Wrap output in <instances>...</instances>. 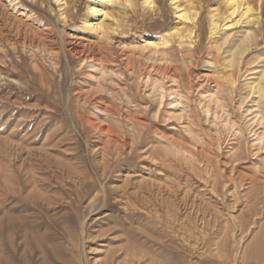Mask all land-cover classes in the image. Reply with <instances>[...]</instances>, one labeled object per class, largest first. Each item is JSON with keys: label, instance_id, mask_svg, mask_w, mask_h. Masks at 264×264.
<instances>
[{"label": "rangeland", "instance_id": "rangeland-1", "mask_svg": "<svg viewBox=\"0 0 264 264\" xmlns=\"http://www.w3.org/2000/svg\"><path fill=\"white\" fill-rule=\"evenodd\" d=\"M59 1L0 0V264H264V143L253 136L264 99L251 88L264 89V0H114L104 18L91 0ZM161 54L176 84L150 73L182 98L181 135L151 117L142 84ZM90 56L118 74L133 107L92 84ZM215 87L221 109L208 100ZM85 100L121 120L100 122ZM128 113L144 129L130 133Z\"/></svg>", "mask_w": 264, "mask_h": 264}, {"label": "bare ground", "instance_id": "bare-ground-1", "mask_svg": "<svg viewBox=\"0 0 264 264\" xmlns=\"http://www.w3.org/2000/svg\"><path fill=\"white\" fill-rule=\"evenodd\" d=\"M57 1H59V0H57ZM128 1V0H127ZM172 1V0H171ZM235 1V0H234ZM60 3H61V0L59 1ZM91 4L88 6V11L96 18L97 17V15H100V16H102L103 18L104 17H106V15L108 14V13H106L105 12V6L107 5V4H111V3H113L114 2V0H91ZM130 2V1H129ZM118 3V2H117ZM124 3L126 4L127 2H125V0H124ZM231 3V2H230ZM233 3V2H232ZM236 3V2H235ZM130 4V3H129ZM242 4V3H241ZM144 5H146V6H151L152 5V1H149V0H144ZM242 7H243V5H241ZM240 6V7H241ZM249 6V5H248ZM153 7V6H152ZM155 7V6H154ZM231 7V6H230ZM234 8V10L236 9V6L234 5L233 6ZM241 7V8H242ZM177 8V7H176ZM232 8V7H231ZM251 8V7H250ZM180 10V9H179ZM252 11V9H249L248 7H246L245 8V13H247V12H249V13H251V11ZM182 11V10H181ZM233 11V10H232ZM232 11H231V13H232ZM177 12V11H176ZM182 12H184V10L182 11ZM234 12H236V11H234ZM189 14H191V13H189ZM188 14V15H189ZM235 14V13H234ZM249 15V14H248ZM191 17V16H190ZM178 18V17H177ZM179 18H185L186 20H188L189 18H188V16H187V14L184 12V13H180L179 14ZM178 18V19H179ZM192 18H193V16H192ZM194 19H195V15H194ZM181 21H183V20H181ZM185 22H187V21H185ZM194 22V21H193ZM211 23V22H210ZM176 25V24H175ZM219 25V24H218ZM82 26L85 28V29H88V30H90V31H92V32H97V31H99L100 32V29H102V24L101 23H99V22H97V23H95V22H91V20L89 19V18H87V19H84L83 20V22H82ZM181 26V25H180ZM212 26H213V24H212ZM215 26V25H214ZM213 26V27H214ZM179 27V26H178ZM212 27V28H213ZM184 28V27H183ZM84 29V30H85ZM172 31V30H171ZM175 32H177L178 33V30H174ZM182 32H184L185 31V29H184V31L183 30H181ZM180 31V32H181ZM214 31V30H213ZM186 32V31H185ZM99 34V33H98ZM101 34V33H100ZM188 34H189V31H188ZM191 34V33H190ZM194 34V33H193ZM192 34V35H193ZM174 35H175V33H174ZM178 35H179V33H178ZM177 34L175 35L176 37H179ZM186 35V34H185ZM171 36V35H170ZM183 36V35H182ZM172 37V36H171ZM184 37H186V36H184ZM184 37H181V38H184ZM187 39H188V37H186ZM190 38V37H189ZM243 38V37H242ZM178 39H180V38H178ZM245 39V38H244ZM249 39V38H248ZM185 40V39H184ZM180 41H182V39H180ZM246 41V40H245ZM252 41V40H251ZM244 42V41H243ZM253 42V41H252ZM95 44V43H94ZM190 44V43H189ZM249 44H250V42H249ZM252 44V43H251ZM250 44V45H251ZM84 45V44H83ZM190 46V45H189ZM235 47V46H234ZM246 47V50H248L247 49V47L248 46H245ZM37 48V47H36ZM97 48V47H96ZM150 48V47H149ZM85 49V48H84ZM32 50V49H31ZM150 50V49H149ZM152 50V49H151ZM245 50V49H244ZM83 51V50H82ZM94 52V51H93ZM159 52H161V51H159ZM164 52V51H163ZM241 53H242V51H240ZM239 52V53H240ZM131 54V53H130ZM149 54H151V53H149ZM32 55V54H31ZM81 55V54H80ZM162 56H163V54H161ZM241 55V54H240ZM51 56V55H50ZM154 56V55H153ZM160 56L161 58L160 59H156V60H152V59H149L150 60V64L151 65H149L150 67H149V72L147 73V74H144V75H142V81L144 82V83H142V84H144L146 87H149L150 88V94H154L153 95V98H155V106H154V111H152V115L153 116H151V117H154V118H161L160 120H162V122H168V124L167 125H169V126H171V128H170V131L171 132H173V133H175L176 132V130H177V132H179V134H180V132H186V131H188L187 129H189V127L187 128V126H188V123L190 122V120L188 119L187 121L188 122H186L187 123V126L185 125L186 123H183V120H186V119H184L185 117H183L182 119V122H179V120L181 119V115H180V112H182V110H184V106L180 109H178V107H179V105L180 104H182V103H180V101L178 100V99H182L181 97H178V99H177V97H176V95L178 94V92H177V94L175 95V93H173V92H170L171 91V89L170 90H168V88H167V90H168V92H166L165 91V85H164V87L163 86H161V85H159L158 83H157V80H154L153 78H152V75H151V71H153V72H155V73H157L158 75H160V77H161V79H163V80H169L170 82H173V83H175L174 82V80H173V78H174V72H175V69L174 68H172L173 66H174V64L172 65V63L169 61V59L167 60V59H164L165 57L163 56ZM170 56V55H169ZM78 57V56H77ZM122 57V56H121ZM151 57V56H150ZM176 57V56H175ZM100 58V57H99ZM126 58V57H125ZM149 58V57H148ZM168 58V57H167ZM41 59H42V57H41ZM124 59V58H123ZM144 59V58H143ZM189 59V58H188ZM146 60V59H145ZM48 61V60H47ZM209 61V60H208ZM50 62V61H49ZM83 64H86L87 66H86V68H88L87 70H89V71H87L88 72V77L90 78V80H92V81H94L92 84H100L101 82H103L104 84H103V88H101L100 87V89H101V91H103V92H106V95L107 94H109V98H113V96H120V97H123V99H125L126 101H129V102H127V104L128 103H130V101H133L134 99H136L137 100V98H135L134 96V99H133V97L131 96L132 94H131V92L126 88V87H124V86H122V84H120V82H118V81H116L115 79H114V77H116V78H118L117 77V75L118 74H116V73H114L113 71H111V69L109 68V67H107V66H105V65H103L102 63H99V62H97L96 61V59H94L93 57H85L84 59H83ZM109 62V61H108ZM227 63V62H226ZM230 63V62H229ZM11 64V63H10ZM47 64V63H46ZM49 64V63H48ZM82 64V63H81ZM13 65V64H12ZM55 65V64H54ZM132 65V64H131ZM171 65H172V67H171ZM129 66V65H128ZM112 67H114V66H112ZM178 67V66H177ZM188 68V67H187ZM48 69H49V67H48ZM50 69H52V68H50ZM117 69V68H116ZM225 69V68H224ZM227 69V68H226ZM53 70V69H52ZM84 70V69H83ZM214 70V69H213ZM54 72V71H53ZM181 72V71H180ZM223 72V71H222ZM55 74V73H54ZM83 74V73H82ZM84 75V74H83ZM86 76V75H85ZM123 76V75H122ZM133 76V75H132ZM262 77V76H261ZM229 78V77H228ZM175 79V78H174ZM179 79V78H178ZM206 79V78H205ZM230 79V78H229ZM89 80V81H90ZM121 80V79H120ZM162 80V81H163ZM177 80V79H176ZM204 81V80H203ZM225 81V80H224ZM139 82V81H138ZM82 83V82H81ZM83 83H85V82H83ZM89 83V82H88ZM140 83V82H139ZM176 84V83H175ZM215 84V83H214ZM90 85V84H89ZM97 85H95V86H97ZM204 85V84H203ZM216 86H217V83L215 84ZM232 85V84H231ZM257 85V84H256ZM85 86H87V85H85ZM92 86H94V85H92ZM98 86H100V85H98ZM97 86V87H98ZM171 86V85H170ZM259 86V85H258ZM258 86H256L255 88H253V87H251L254 91H255V94L257 95V99L258 100H262V99H264V89H260ZM177 87V86H176ZM200 87H202V86H200ZM250 87V86H249ZM48 88V87H47ZM96 88V87H95ZM99 88V87H98ZM175 88V87H174ZM199 88V87H198ZM216 88V91L213 93V94H209L210 96H209V99L206 97L207 96V91L205 92L206 94V98L209 100V103H213V105H215L214 107L215 108H217V109H221V105L219 104V98H218V88L217 87H215ZM231 88V87H230ZM209 89V88H208ZM211 89V88H210ZM98 90V89H97ZM207 90V89H206ZM232 90V89H231ZM84 91V90H83ZM90 91V90H89ZM100 90H98V92H99ZM128 91L130 92V93H128ZM142 91V90H141ZM149 91V90H148ZM173 91V90H172ZM211 91H212V89H211ZM90 92H92V91H90ZM103 92H101V93H103ZM168 93V96L169 97H171L170 98V100L168 101L167 100V102L168 103H166V106H164V108L162 109V106L164 105V102H163V99L165 98V94L164 93ZM89 93V92H88ZM77 94V93H76ZM150 94H147V95H150ZM182 94V93H181ZM95 95V94H94ZM167 95V94H166ZM180 95V94H179ZM60 96V95H59ZM202 96V95H201ZM204 96V95H203ZM253 96V95H252ZM100 97V96H99ZM138 97V96H137ZM147 97V96H146ZM151 97H152V95H151ZM168 97V98H169ZM79 98V97H78ZM106 98H107V96H106ZM105 98V99H106ZM108 98V99H109ZM156 98H157V100H156ZM186 98V97H185ZM205 98V99H206ZM203 99V97L201 98V100ZM206 99V100H207ZM93 100V99H92ZM118 100V99H117ZM120 100V99H119ZM142 100V99H141ZM206 100H203V101H206ZM106 101V100H105ZM109 101H111V100H109ZM135 101V100H134ZM138 101V100H137ZM137 101H135V102H137ZM152 101V100H151ZM179 101V102H178ZM254 102H255V100H253ZM252 101V102H253ZM85 102L86 103H84L83 105H89V104H87L88 102H90V101H88L87 102V100H85ZM120 101H118V103H119ZM135 102H133V103H135ZM166 102V101H165ZM253 102V103H254ZM97 103H99L100 104V101H96V102H94V103H91L90 102V105H91V107H92V111L95 113H93L94 114V116L96 117V119L97 120H100V122H102V120H107V119H112V121L114 120V121H119V119L120 118H118V119H114V117H113V114H112V110H114V109H112V106H110V105H103L104 107H102L103 109H101L100 107H98V105H97ZM114 103V102H113ZM113 103H111L112 105H113ZM132 103V104H133ZM142 103V102H141ZM207 103V102H206ZM208 103V104H209ZM126 104V103H125ZM126 104V105H127ZM131 104V103H130ZM130 104H128V105H130ZM144 104V103H143ZM150 105H151V103H149ZM184 104V103H183ZM264 104V103H263ZM102 105V104H101ZM114 105H116V103L114 104ZM122 105V104H121ZM125 105V107H127ZM136 105H138V108H139V104H137L136 103ZM203 105V104H202ZM210 105V104H209ZM253 105H255V104H253ZM130 106H132V105H130ZM263 106V105H262ZM83 107V106H82ZM116 107V106H115ZM133 107V106H132ZM134 107H135V105H134ZM137 107V106H136ZM208 107H210V106H207L206 107V109H205V114H207L206 116L208 117V114H209V112H210V108L208 109ZM254 108L256 107V106H253ZM114 108V107H113ZM137 108V109H138ZM141 108V107H140ZM143 108V107H142ZM146 108V107H145ZM202 108H205V106H203ZM211 108H213V106L211 107ZM214 108V109H215ZM131 109V108H130ZM214 109H213V111H214ZM216 109V110H217ZM224 109V108H223ZM129 110V109H128ZM127 110V111H128ZM133 110V108L131 109V111ZM212 111V110H211ZM221 111V110H220ZM133 112V111H132ZM137 112H139V111H137ZM179 112V113H178ZM184 112V111H183ZM258 113V110L256 109V111H255V113ZM136 113V112H135ZM185 113V112H184ZM219 113V112H218ZM224 112L222 111V113H220V114H223ZM92 114V113H91ZM203 114V113H202ZM216 112H214L213 113V117L214 118H219V117H215L216 116ZM254 114V113H253ZM128 117H125V119H124V121H125V124H126V129L130 132V133H132V132H137L138 131V129L140 130V128H143V125L140 123V121H137L135 118H133L132 116L133 115H131V117H130V114L128 113ZM184 115V114H183ZM209 115H211V113L209 114ZM259 114H257L256 116H258ZM220 116V115H219ZM137 117V116H136ZM212 117V118H213ZM228 117V116H227ZM259 117V116H258ZM153 118V119H154ZM213 118V119H214ZM223 118V117H222ZM95 119V118H94ZM220 119V118H219ZM219 119H217V121H219ZM259 120H261V118H258ZM257 119V121H258V123L261 125L262 124V122L261 121H259ZM121 120V119H120ZM159 120V121H160ZM122 121H123V119H122ZM209 121V120H208ZM228 121V120H227ZM227 121H225V122H227ZM185 122V121H184ZM230 122V121H229ZM99 123V122H98ZM117 123V122H116ZM120 123V122H119ZM257 123V124H258ZM93 124V123H92ZM90 122L88 123V125L89 126H91V128H93L94 126L92 125ZM118 124V123H117ZM121 124V123H120ZM119 124V125H120ZM123 124V123H122ZM161 124V123H160ZM159 124V125H160ZM226 124V123H225ZM224 124V125H225ZM258 124V125H259ZM256 125V124H255ZM259 125V128L261 127ZM263 125V124H262ZM192 126V125H191ZM145 127V126H144ZM147 127V126H146ZM163 127V126H162ZM263 127H264V125H263ZM230 128V127H229ZM262 128V127H261ZM93 129H96V131L98 132V133H103L104 134V137L106 136V139L109 141L110 139H111V136L109 135V133H107L106 131H104V129H102V128H93ZM144 129V128H143ZM164 129V128H163ZM146 130V129H145ZM190 130V129H189ZM229 130V129H228ZM250 130V129H249ZM262 130V129H261ZM155 131V130H154ZM175 131V132H174ZM141 132V131H140ZM188 132H190V131H188ZM256 132V131H255ZM253 133V136L255 137V139H254V141L256 142V145H257V147H259V145H263V143H264V128H263V132L261 133V134H257V132L256 133ZM260 133V132H259ZM135 134V133H134ZM156 136H159V132L157 133V131H156ZM162 134V133H161ZM160 134V135H161ZM185 134V133H184ZM132 135V134H131ZM137 135V134H136ZM136 135H134V136H136ZM144 135V134H143ZM147 135V134H146ZM163 135V137H161ZM160 137L161 138H163L162 140H161V142L166 146V147H170V148H174V149H177L176 147H177V145H174L175 143H177V142H175L174 143V141H176V139H174V141L173 140H171L172 138H168V137H164V135L165 134H162ZM175 135H177V134H175ZM181 135V134H180ZM138 136V135H137ZM167 136V135H166ZM170 136V135H169ZM103 137V136H102ZM114 137V136H113ZM133 137V136H132ZM131 137V138H132ZM159 138V137H158ZM157 139V138H156ZM141 140H142V138H141ZM159 140V139H158ZM160 141V140H159ZM119 142V141H118ZM160 142V143H161ZM107 143H109V142H107ZM111 143V142H110ZM231 143V142H230ZM234 144V143H233ZM232 144V145H233ZM119 146V149H121L122 150V148H124V145H123V143L120 145V144H118ZM261 145V146H262ZM264 146V145H263ZM233 147V146H232ZM252 147V146H251ZM264 148V147H263ZM105 149H107V150H105ZM232 149V148H231ZM103 152H105L106 151V153L107 152H109L108 151V147H106L105 145H104V147H103V149H101ZM173 150V149H172ZM238 150V149H237ZM261 150H263V149H261ZM188 151V150H187ZM253 151V150H252ZM130 152V151H129ZM189 152V151H188ZM237 152V151H236ZM259 152H260V149H255V153L253 154V160L255 161H253L254 163H256V164H259V163H261V160L259 159V158H261L260 157V155H259ZM105 153V154H106ZM114 154H112L111 155V158L113 159L114 157H116V158H118V155H119V152H117V150H116V152L114 151L113 152ZM128 153V152H127ZM261 153V152H260ZM129 154V153H128ZM179 154V153H178ZM175 155H177V154H175ZM235 155V154H234ZM108 156H110V153L109 154H107V157H106V159L107 158H110V157H108ZM130 157V156H129ZM110 158V159H111ZM115 158V159H116ZM105 159V160H106ZM252 159V158H251ZM105 163L107 164L108 162H107V160L105 161ZM252 163V162H251ZM105 164V165H106ZM250 164V163H249ZM255 164V165H256ZM262 164V163H261ZM252 165V164H251ZM263 165H264V163H263ZM257 166H259V165H257ZM260 166H262V165H260ZM252 170H254V169H252ZM260 170V169H259ZM257 171H258V169H257ZM254 172H256V170H254ZM259 172H261V170L259 171ZM263 172V171H262ZM260 176V175H259ZM251 181H253V180H251ZM254 182V181H253ZM252 182V183H253ZM259 182V181H258ZM261 182V181H260ZM264 183V182H263ZM257 184V183H256ZM264 186V185H263ZM257 188V187H256ZM53 249H51V251L52 250H55L54 249V247H52ZM54 252V251H53ZM55 252H56V250H55ZM30 253V252H29ZM26 254V253H25ZM57 254V253H56ZM28 255H31V253L30 254H28ZM58 255V254H57ZM31 256H33V254L31 255ZM54 256V255H53ZM25 257V256H24ZM23 257V258H24ZM44 257H45V255H44ZM43 257V258H44ZM62 257V256H61ZM25 258H27V255H26V257ZM24 258V259H25ZM29 258V257H28ZM27 258V259H28ZM32 257H30V259H31ZM43 258H42V260H43ZM54 258V261L56 262L57 260H55V256L53 257ZM21 259V258H20ZM24 259H23V262L26 264V261H24ZM46 259L47 258H45L44 259V261H43V264H50V261L47 263L46 262ZM59 259V258H58ZM63 259H64V257H63ZM26 260V259H25ZM33 260V259H32ZM47 260H49V259H47ZM53 261V263H55ZM20 262H21V260H20ZM33 262V261H32ZM42 262V261H41ZM61 262H62V259H61ZM21 264V263H20ZM27 264H28V262H27ZM33 264H34V262H33ZM52 264V263H51ZM62 264H73V262H72V257L70 256V258L69 259H65L63 262H62Z\"/></svg>", "mask_w": 264, "mask_h": 264}]
</instances>
